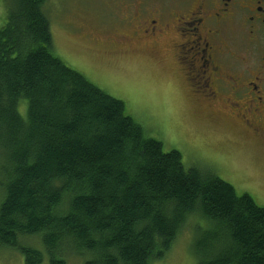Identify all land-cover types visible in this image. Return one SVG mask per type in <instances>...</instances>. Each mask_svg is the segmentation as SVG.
Masks as SVG:
<instances>
[{"label":"trees","instance_id":"trees-1","mask_svg":"<svg viewBox=\"0 0 264 264\" xmlns=\"http://www.w3.org/2000/svg\"><path fill=\"white\" fill-rule=\"evenodd\" d=\"M0 246L24 264H150L203 222L200 264H264V207L164 152L124 103L60 59L47 0H0ZM39 242V241H38ZM66 250H70L66 253Z\"/></svg>","mask_w":264,"mask_h":264},{"label":"rangeland","instance_id":"rangeland-1","mask_svg":"<svg viewBox=\"0 0 264 264\" xmlns=\"http://www.w3.org/2000/svg\"><path fill=\"white\" fill-rule=\"evenodd\" d=\"M122 1L47 0L44 9L56 55L121 100L126 113L149 137L162 143L164 152L177 150L186 166H206L230 183L238 195L248 193L264 207V153L255 150L236 125L195 99L174 63L167 39H162L158 47L137 43L127 36L130 45L117 48L109 47L108 42H95L110 37L108 23L120 12ZM4 19L0 1V26ZM198 220L203 222L199 231L196 226L193 230L184 227L170 250L150 264H200L194 243L198 232L208 228L199 216ZM18 245L38 249L40 264H49L48 252L40 240L27 237ZM64 260L65 264H85L89 258L70 253ZM0 264H24V257L15 248L0 246Z\"/></svg>","mask_w":264,"mask_h":264},{"label":"flooded vegetation","instance_id":"flooded-vegetation-1","mask_svg":"<svg viewBox=\"0 0 264 264\" xmlns=\"http://www.w3.org/2000/svg\"><path fill=\"white\" fill-rule=\"evenodd\" d=\"M119 11L111 38L96 43L117 48L130 45L127 36L158 47L167 39L195 99L264 153V0H123Z\"/></svg>","mask_w":264,"mask_h":264}]
</instances>
